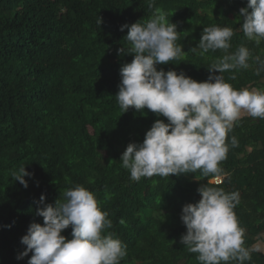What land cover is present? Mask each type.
<instances>
[{
	"label": "trees",
	"instance_id": "16d2710c",
	"mask_svg": "<svg viewBox=\"0 0 264 264\" xmlns=\"http://www.w3.org/2000/svg\"><path fill=\"white\" fill-rule=\"evenodd\" d=\"M248 0H0V264H28L32 253L21 243L44 204L55 206L68 188L93 192L112 221L108 229L127 246L120 264H199L197 254L180 243L186 227L182 209L195 204L202 184L239 192L235 208L252 248L264 234V120L240 117L228 134L230 146L221 162L225 176L196 174L133 181L121 155L130 143H143L155 121L167 119L145 109L124 113L116 95L121 68L132 55L118 49L128 43L125 24L146 23L159 8L180 32L185 55L157 70L185 73L207 81L210 64L221 50L199 56L190 52L204 27L234 31L230 52L247 47L264 59V40H248L238 22ZM102 20V23L98 22ZM223 73L235 89H264V71ZM219 75V73H216ZM26 167L28 188L13 178ZM219 179V183L212 182ZM46 200L41 204V196ZM123 221V222H122ZM69 227L62 234L72 239ZM246 264H264L251 252Z\"/></svg>",
	"mask_w": 264,
	"mask_h": 264
},
{
	"label": "clouds",
	"instance_id": "9594fccd",
	"mask_svg": "<svg viewBox=\"0 0 264 264\" xmlns=\"http://www.w3.org/2000/svg\"><path fill=\"white\" fill-rule=\"evenodd\" d=\"M98 22L101 25V18ZM238 22L248 40L257 44L264 40V0H248L247 7L240 9ZM124 29L128 30L125 40L129 46L119 48L118 54L134 59L121 68L115 96L118 105L124 113L135 109L144 114L147 109L168 122L158 119L143 143H130L121 155L122 167L137 182L198 172L203 177L225 176L221 162L227 159L230 146L237 145L234 136L230 144L226 142L228 134L242 114L264 120V90L235 89L225 82L223 73H234L230 79L235 80V73L257 63L259 75L264 71V59L254 57L245 46L230 52L232 28L204 27L200 42L190 52L203 56L221 50L224 55L207 68L211 73L208 80L197 82L183 72L157 70V65L172 64L187 55L177 43V25L169 22L166 12L156 8L146 23L125 24L121 31ZM12 175L24 188L29 186L25 177L34 176L23 166ZM198 193L201 199L182 209L187 231L180 243L197 254L199 264H246L251 252L259 249L246 246V230L234 211L240 193L208 183ZM45 200L42 195L41 204ZM36 214L43 218V225H30L21 240L26 250L17 257L32 253L28 264H120L127 255V246L108 232L112 228L109 214L83 185L66 189L55 206L44 204ZM69 227L71 240L62 234Z\"/></svg>",
	"mask_w": 264,
	"mask_h": 264
},
{
	"label": "crops",
	"instance_id": "0c3cea01",
	"mask_svg": "<svg viewBox=\"0 0 264 264\" xmlns=\"http://www.w3.org/2000/svg\"><path fill=\"white\" fill-rule=\"evenodd\" d=\"M261 90H264V89H261ZM245 116H249V115H247V114H242V115H241V117H245ZM255 246L258 247V249H259L258 251H257V250H255V251L264 254V234H262V236H261V240H259V241L256 243Z\"/></svg>",
	"mask_w": 264,
	"mask_h": 264
},
{
	"label": "built area",
	"instance_id": "2783aa9c",
	"mask_svg": "<svg viewBox=\"0 0 264 264\" xmlns=\"http://www.w3.org/2000/svg\"><path fill=\"white\" fill-rule=\"evenodd\" d=\"M220 182V180L219 179H215V183H219Z\"/></svg>",
	"mask_w": 264,
	"mask_h": 264
},
{
	"label": "rangeland",
	"instance_id": "374dc122",
	"mask_svg": "<svg viewBox=\"0 0 264 264\" xmlns=\"http://www.w3.org/2000/svg\"><path fill=\"white\" fill-rule=\"evenodd\" d=\"M212 182H215V180H213Z\"/></svg>",
	"mask_w": 264,
	"mask_h": 264
}]
</instances>
